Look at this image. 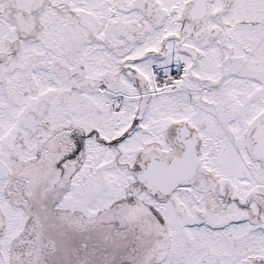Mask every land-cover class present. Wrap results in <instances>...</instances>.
Returning <instances> with one entry per match:
<instances>
[{"label":"snow or ice","instance_id":"snow-or-ice-1","mask_svg":"<svg viewBox=\"0 0 264 264\" xmlns=\"http://www.w3.org/2000/svg\"><path fill=\"white\" fill-rule=\"evenodd\" d=\"M0 264H264V0H0Z\"/></svg>","mask_w":264,"mask_h":264}]
</instances>
